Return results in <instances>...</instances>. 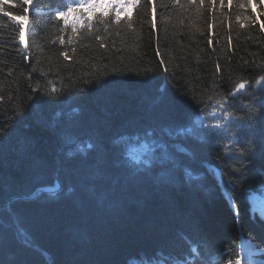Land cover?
<instances>
[{
  "label": "trees",
  "instance_id": "16d2710c",
  "mask_svg": "<svg viewBox=\"0 0 264 264\" xmlns=\"http://www.w3.org/2000/svg\"><path fill=\"white\" fill-rule=\"evenodd\" d=\"M14 3L5 11L23 14V0ZM51 3L61 0H34L28 15L40 27L26 33L28 49L16 22L0 15V128L9 133L0 137V264H181L176 237L186 234L201 241L205 255L230 250L224 264H234L241 240H259L264 230L245 202L264 192V162L244 161L250 171L232 173L219 146L203 147L194 163L184 161L202 178L191 180L170 161L149 160V152L163 151L154 141H167L173 155L177 143L192 151L198 140L184 144L164 130L187 123L209 96H228L238 80L248 81L256 99L241 95L233 110L248 111L240 101L259 109L264 0H140L128 9L131 28L88 36L61 31ZM121 136L137 150L147 146L139 163L121 153ZM101 159L118 192L114 204L95 191ZM205 164L221 168L223 181ZM229 179L242 226L224 193ZM56 180V193L18 199ZM13 210L24 218L30 246L16 232Z\"/></svg>",
  "mask_w": 264,
  "mask_h": 264
},
{
  "label": "snow or ice",
  "instance_id": "6c2138e0",
  "mask_svg": "<svg viewBox=\"0 0 264 264\" xmlns=\"http://www.w3.org/2000/svg\"><path fill=\"white\" fill-rule=\"evenodd\" d=\"M23 3L27 5V7L23 8V14H15L5 11L6 4H11L12 7L16 6L14 0H0V15L16 22L19 42L24 49H28L29 42L26 39V33L34 34L33 29L40 27V25L30 20L28 15L30 9L34 7V0H23ZM139 3L140 0H61L60 4L51 3L49 5L50 19L62 24L61 31L70 29L73 35L88 36L99 33L101 30L109 32L110 29H118L121 25L131 28L134 21L133 15L128 9L130 6L135 7ZM249 3H251V0H249ZM152 26L155 27L154 22ZM116 34L119 35V32L117 31ZM95 39L102 40L103 37L96 34ZM60 42L64 43V39L61 38ZM68 42L71 43V40ZM103 46L101 44V47ZM72 51L75 52V48ZM61 55L65 60L69 59L67 53L62 52ZM24 59H28V56L25 55ZM160 63L164 64V61L161 60ZM217 69L219 70V65H217ZM165 71H167V68H165ZM261 72H264V66H261ZM255 84L260 86V98L256 100V103L260 106L259 109H256L254 104L243 105V101H240V106L247 108L248 111L241 116L233 110L236 107L237 99L241 95L256 99L255 89H252L251 92L247 91L248 81L238 80L235 82L233 90L228 93V96L217 94L218 99L217 97L209 96L207 98L208 104L189 111L187 123L177 124L164 130L168 138L182 141L184 144L192 140H198L199 144H196L192 151L182 146L181 143H177L171 145L172 148L176 149L177 153L173 155L169 151L167 141H154L156 146L163 151L155 156L149 152V160L155 159L161 163L170 161L171 167H182L184 175L189 179H202L194 177V169L191 164H186L184 161L187 159L194 163L196 160L195 153L199 148L219 146L222 149L223 160L231 162L227 165L231 172L246 175L250 168L243 163L244 161H248L253 166L256 163V158L264 162V75L256 79ZM56 93V87L52 86L51 94L55 95ZM72 94L69 93V95ZM55 98L59 99V97ZM2 99L3 97L0 96V100ZM170 103L180 105L184 102L173 99ZM192 117H195V119L193 120ZM8 134L6 128H0V137ZM148 135L151 136L152 133L149 132ZM116 143L120 145L121 153L126 151L129 159L137 163L140 162L143 153L148 151L147 146H144L142 151L130 146V137L121 136ZM88 147L92 148V145L89 144ZM83 150V148L80 149V151ZM179 153L184 155L180 156ZM149 160H144V163L147 164ZM236 164H239L240 167L233 166ZM102 165L103 159L98 165L101 170V178L100 183L96 185L95 191L100 194L101 201L106 200L114 204L117 201L118 192L111 183V174ZM124 171L125 176L123 178L127 179V169ZM217 171H220L222 182L225 173L221 168H217ZM208 174L215 178V173L212 172L211 168L208 169ZM228 188H231L232 192L236 191L234 180L229 179L225 187L226 199L231 201L232 196L228 192ZM36 195L37 193L34 192L31 197H18V199H31ZM245 202L249 205L248 210L253 222H255L257 214L260 220L264 221V192L258 197L249 193ZM230 207L235 213L238 225L242 226L239 209L234 203H231ZM13 214L17 217L15 227L18 236L25 245L30 246L31 234L26 227L23 216L15 210H13ZM253 241H256V243H253ZM176 242L180 245V251L176 253V256L181 264H224L225 256L230 255V250H220L215 254L205 255L201 241L193 238L190 234H186V238L184 236L176 237ZM243 244L244 242H242L241 250L234 264H264V230H262L259 240H256V237H249L247 246L244 247Z\"/></svg>",
  "mask_w": 264,
  "mask_h": 264
},
{
  "label": "water",
  "instance_id": "95a60500",
  "mask_svg": "<svg viewBox=\"0 0 264 264\" xmlns=\"http://www.w3.org/2000/svg\"><path fill=\"white\" fill-rule=\"evenodd\" d=\"M207 168H211L212 172H213V167L210 166L209 164H206ZM218 180H219V177H216ZM60 188V184L59 182L56 180L55 184L53 187H47V188H39L35 191V193H37V195L34 197L36 198L37 196L41 195V194H54L56 193L57 190H59ZM39 190V191H38ZM224 193L225 195H227V193L225 192V189H224ZM32 196V195H31ZM228 200V199H227ZM229 204L233 203V200H228Z\"/></svg>",
  "mask_w": 264,
  "mask_h": 264
},
{
  "label": "bare ground",
  "instance_id": "6f19581e",
  "mask_svg": "<svg viewBox=\"0 0 264 264\" xmlns=\"http://www.w3.org/2000/svg\"><path fill=\"white\" fill-rule=\"evenodd\" d=\"M246 246H247V244L244 245V247H246Z\"/></svg>",
  "mask_w": 264,
  "mask_h": 264
}]
</instances>
